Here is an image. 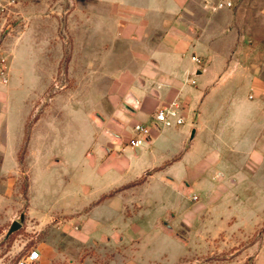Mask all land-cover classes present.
I'll return each mask as SVG.
<instances>
[{"label": "rangeland", "instance_id": "obj_1", "mask_svg": "<svg viewBox=\"0 0 264 264\" xmlns=\"http://www.w3.org/2000/svg\"><path fill=\"white\" fill-rule=\"evenodd\" d=\"M224 1L0 0V264H264V0ZM166 40L207 128L112 141Z\"/></svg>", "mask_w": 264, "mask_h": 264}, {"label": "crops", "instance_id": "obj_2", "mask_svg": "<svg viewBox=\"0 0 264 264\" xmlns=\"http://www.w3.org/2000/svg\"><path fill=\"white\" fill-rule=\"evenodd\" d=\"M162 44L166 49L155 52L150 59L145 62V66L141 69V75L137 76L138 84L133 88H128L124 91L123 100L120 106L110 117H102L103 123L101 127L103 133L112 141L122 143L126 138V133L129 127L133 129L137 124L146 125L149 129V135L146 142L154 143L158 146L162 139V130L164 127L156 122L155 113L160 108L168 105L172 101L178 100L181 106V112L184 113V105L179 101V95L189 92L192 88L188 84V80L192 74L199 73L198 63L190 56V46L184 42L173 44L170 40H166ZM187 56V59L184 57ZM157 81L158 84H152V81ZM200 82V79H197ZM185 124L186 123L185 121ZM184 124V125H185ZM183 126V125H181ZM178 133L183 131L187 133L184 141V152L189 149L195 139L203 134V129L207 128V123L201 121L198 125H189L188 127L178 130ZM196 127V135L188 148L185 147L187 137L190 130ZM112 131L120 136L117 139L109 134ZM127 149V148H126ZM133 155L139 152V149L131 148Z\"/></svg>", "mask_w": 264, "mask_h": 264}, {"label": "built area", "instance_id": "obj_3", "mask_svg": "<svg viewBox=\"0 0 264 264\" xmlns=\"http://www.w3.org/2000/svg\"><path fill=\"white\" fill-rule=\"evenodd\" d=\"M232 4H233L232 0H227L222 2V5H226V6H232ZM192 59L196 63L200 62V58L198 56L194 55ZM155 120L157 123H159L164 127L181 126L184 125L186 121L185 116L181 112V106L178 100L172 101L168 105L157 110L155 113ZM134 128L137 139L133 141V144L134 146H138L143 141H146V138L149 135V129L146 125L143 124H137ZM36 256L37 255H35V258Z\"/></svg>", "mask_w": 264, "mask_h": 264}, {"label": "water", "instance_id": "obj_4", "mask_svg": "<svg viewBox=\"0 0 264 264\" xmlns=\"http://www.w3.org/2000/svg\"><path fill=\"white\" fill-rule=\"evenodd\" d=\"M98 117L101 119V121H103V118L97 114ZM196 127H193L190 132H189V135L187 137V141H186V145L185 147L188 148L190 146V144L192 143L195 135H196ZM110 135H112L113 137L117 138V139H120V136L115 134L114 132L112 131H108ZM108 150V149H106ZM23 219V215H21V220ZM20 227V223L19 221H14L11 226H10V229H9V232H8V235L11 234L12 232L16 231L18 228Z\"/></svg>", "mask_w": 264, "mask_h": 264}]
</instances>
